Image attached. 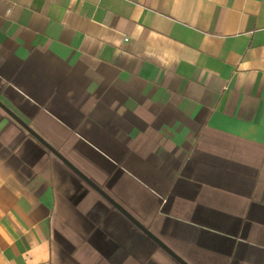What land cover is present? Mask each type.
Listing matches in <instances>:
<instances>
[{"label":"crops","instance_id":"obj_1","mask_svg":"<svg viewBox=\"0 0 264 264\" xmlns=\"http://www.w3.org/2000/svg\"><path fill=\"white\" fill-rule=\"evenodd\" d=\"M0 102L186 264H264V0H0ZM0 264H180L0 108Z\"/></svg>","mask_w":264,"mask_h":264},{"label":"water","instance_id":"obj_2","mask_svg":"<svg viewBox=\"0 0 264 264\" xmlns=\"http://www.w3.org/2000/svg\"><path fill=\"white\" fill-rule=\"evenodd\" d=\"M0 108L10 116L15 122H17L21 127H23L30 135H32L36 140H38L43 146H45L50 152H52L56 157H58L63 163H65L70 169H72L76 174H78L82 179H84L90 186H92L96 191L102 194L104 198H106L114 207L119 209L124 213L146 236H148L151 240H153L160 248H162L165 252H167L170 256L176 259L180 264H186L182 260H180L177 256H175L162 242H160L156 237H154L146 228L141 226L137 221H135L130 215L120 208L117 204H115L110 198H108L105 194H103L92 182H90L85 176H83L80 172H78L64 157H62L56 150H54L49 144H47L42 138H40L33 130L29 128L16 114H14L10 109H8L5 105L0 102Z\"/></svg>","mask_w":264,"mask_h":264}]
</instances>
